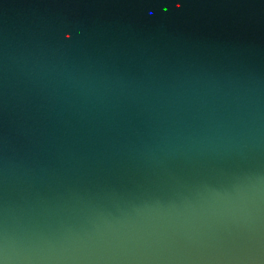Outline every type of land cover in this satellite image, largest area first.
<instances>
[{"label": "water", "instance_id": "1", "mask_svg": "<svg viewBox=\"0 0 264 264\" xmlns=\"http://www.w3.org/2000/svg\"><path fill=\"white\" fill-rule=\"evenodd\" d=\"M0 264H264V0H0Z\"/></svg>", "mask_w": 264, "mask_h": 264}]
</instances>
